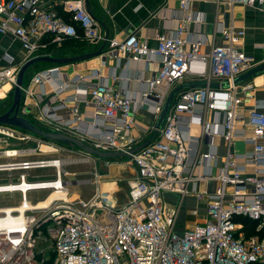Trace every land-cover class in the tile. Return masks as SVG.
<instances>
[{"label":"built area","instance_id":"2783aa9c","mask_svg":"<svg viewBox=\"0 0 264 264\" xmlns=\"http://www.w3.org/2000/svg\"><path fill=\"white\" fill-rule=\"evenodd\" d=\"M57 1L68 20L51 9L46 0H0V35L12 36L24 49L20 65L0 67V86L5 82L14 85L20 67L27 61L54 56L45 52L51 46L60 47L70 39L85 41L93 50L101 46L104 33L88 12L86 0ZM191 1L180 0L185 17L172 36L158 34L155 47L135 33L121 41L108 42L107 54L118 58H161V69L145 81L148 91L138 96L118 93L100 81L99 71H92L73 84L64 83L56 88L59 95L71 87L75 93L35 119L39 127L65 132L100 151L128 152L141 144L132 134L136 111L152 103L149 110L157 119L171 89L187 76L208 80L216 77L231 85L187 89L177 95L157 137L129 158L136 175L128 181V201L121 207L110 204L109 192L99 188V173L95 174V193L88 201L58 203L67 200L72 185L64 179L69 175L66 165L60 168L57 164L64 160H11L22 157L25 150L1 151L0 158L9 160L0 162V174H7L9 179L16 175L18 181L0 184V196L17 195L21 203L0 206V264H264V236H247V227L239 220H252L256 233L264 232V178L260 176L264 169V105L247 112L254 151L237 155L230 150L234 129L242 121L238 112L242 97L232 82L257 63L242 48L245 32L233 27L222 32L221 44L213 45L204 54L205 41L193 38L188 31ZM217 1L264 10V0ZM58 71L59 67L40 71L27 86L24 84L23 115L31 106L27 99L34 96L31 86L49 83ZM80 86L88 89L84 99L80 98L85 92ZM69 102H90L104 121H113L111 131L101 129L97 114L96 123L86 122L79 105L69 107ZM197 106L224 115L222 137L227 156L215 176L206 173L195 177V165L188 164L189 147L182 131V118L192 115ZM57 109L71 118L57 115ZM7 128L0 129V133L13 137L14 129ZM202 128L204 140L209 142L212 124L203 122ZM38 150L42 152L37 145L26 152ZM214 158V152L203 153L196 164L209 168ZM240 160L257 165L256 173L247 174L246 164H239ZM47 169L55 170V179L30 180L32 171ZM205 180L217 182L213 194L197 195L208 197L206 221L179 235V206L165 201L164 195L176 193L184 199L190 194L191 183ZM40 191L60 192L61 196L47 207L36 208L29 204V194ZM40 242L45 247L38 252ZM46 253L51 255L49 259Z\"/></svg>","mask_w":264,"mask_h":264},{"label":"crops","instance_id":"0c3cea01","mask_svg":"<svg viewBox=\"0 0 264 264\" xmlns=\"http://www.w3.org/2000/svg\"><path fill=\"white\" fill-rule=\"evenodd\" d=\"M46 2L51 9L58 11L59 15L63 12L61 7L57 5V0H46ZM88 2L91 13L106 25L110 41H121L128 35L135 33L151 47L156 46L157 42L155 38L158 34L172 36L177 26L181 23L182 18L186 15L180 8V0H88ZM64 15L67 14H62V17L66 19ZM190 15L192 16V21L187 25L188 31L193 38L205 41L206 44L202 47L204 54L209 53L213 45L221 44L223 42L222 32L233 27L236 30H243L245 32L242 47L244 52L253 57L257 64L264 62V10L240 4L231 6L217 0H192ZM103 33L105 34L104 30ZM59 48L61 46L52 50L51 54L56 57L80 55L77 51H66L63 54ZM87 49L88 51L93 50L89 45H87ZM23 56L24 49L18 40L12 36L0 35V67L18 66L22 63ZM51 67H59V71L53 75L49 83L31 86L34 96L27 100L31 103L29 110L30 115L34 119L39 117L42 111L50 110L51 107L60 105L62 99L75 93V90L71 87L66 93L59 95V93H55L56 88L64 83L73 84L78 81L80 76L89 75L92 71H99L100 81L112 87L116 92L124 95L138 96L140 93L148 91L149 87L145 81L161 69L162 60L157 57L135 61L128 57L118 58L106 54V56H99L66 66L52 65L43 70ZM43 70L41 69L39 72ZM34 75L28 80L26 78L25 86L30 83ZM183 83H198L212 87H219L221 85L220 79L216 77L208 80L206 78L201 79L187 76L174 87ZM12 86L8 82L1 84L0 99H4L11 93ZM237 87L242 97V104L238 108L242 121L234 129V138L230 145V150L237 155H243L253 152L255 148L251 141L253 133L247 125V112L257 106L264 105V74L258 75ZM80 88L85 91L80 96V98L84 99L87 96L88 89L83 86H80ZM76 104L74 102L68 103L69 107H73ZM151 104L138 109L135 114L136 121L132 134L138 138L140 143L148 141L154 135L153 131L157 119L149 110ZM77 105H79L80 113L86 122L96 123L94 117L97 114L100 116L97 124L101 129L106 132L111 131L113 121H104L101 112L90 102H79ZM57 111V115L65 119L71 118L64 110L57 109ZM182 119V131L189 147L188 164L195 165L193 175L195 177L203 176L206 173L212 176L217 175L219 168L223 166L227 156V146L222 137L224 115L197 106L194 108L192 115L185 116ZM200 119L205 123L212 124L213 133L209 142L206 139L204 140L203 122H200ZM208 152L215 153L211 166L204 168L197 165L196 161L200 155ZM14 159L17 160V158H12L11 160ZM0 160L7 161L9 158H0ZM238 163L241 165L246 164L241 160ZM256 169L257 165L253 163L246 164L247 174L254 175ZM69 174L68 176H75L71 173ZM0 175H5V179H7V182L3 183L14 182L16 179V175H14L13 179H9L7 174ZM100 175L102 182L99 188L109 192V203L116 207L126 204L129 192L128 181L136 175V169L129 162V158L116 159V170L114 172L111 171L110 174ZM260 176L264 178V169ZM2 179L4 180V178ZM70 182L73 185L89 184L94 187L93 194L95 193V180ZM121 183L126 184L124 193H122L123 188L120 186ZM216 187L217 182L215 180L195 181L190 184V194L184 199L176 193H166L164 198L168 203L179 206L178 217L179 215L186 216L184 218L187 219L185 224L187 225L186 228H188L203 220L207 212L208 197H198L197 195L205 192L213 194ZM14 196L12 195L11 198ZM0 197V201L8 198L5 196ZM186 228H183V231Z\"/></svg>","mask_w":264,"mask_h":264},{"label":"rangeland","instance_id":"374dc122","mask_svg":"<svg viewBox=\"0 0 264 264\" xmlns=\"http://www.w3.org/2000/svg\"><path fill=\"white\" fill-rule=\"evenodd\" d=\"M43 70V69H42ZM39 70L35 68H30L26 78L27 80L34 74H37ZM13 87V86H12ZM12 91L5 97L4 99H0V113L5 112L7 109H9L11 103H12ZM28 118L32 119L36 125L39 126V121L34 119L30 114L27 115ZM41 126V125H40ZM9 126H3L0 125V129H8ZM10 128V127H9ZM13 128V127H12ZM43 128V126H41ZM15 133L14 136H8L6 134L0 133V152L5 150H25V153H23L22 157H18V160H54V159H62V160H68L67 163H65V170L69 174H73L75 176H65L64 179L67 181H81V180H95V174H110L111 171L114 172L116 170V159L112 160H102L98 159L94 156H87L83 154L81 151H79L76 147H73L72 145H65V144H58L54 143L48 140H45L43 138H40L34 134L22 131L17 128H13ZM40 146L41 150L44 149V147L49 148L51 151L49 153L44 151H37L35 153L26 152L28 150L36 149V146ZM54 149L56 151H54ZM5 160H0V162ZM70 175V174H69ZM8 177V175H7ZM4 178V180L2 179ZM30 180H43V179H49L53 180L55 179V170L54 169H47V170H37L32 171L29 176ZM0 183L7 182V179H5V175H0ZM18 181L16 178L14 182ZM122 189V193L126 190V184L121 183L120 184ZM94 192V187L89 184H75L70 186V195L68 196L67 200L64 201H58V203H76L81 204L82 201H88ZM52 192L50 191H40V192H34L29 194V204L33 205L37 202H40L44 200L49 194ZM1 198V197H0ZM20 200L18 196H14L11 198L9 196L6 198V200L0 201V205H20ZM36 215L35 213H31ZM186 216L179 215L178 217V225L176 229V233L181 235L183 232V228H186V221L187 219L184 218ZM207 218V212L203 220L198 221L197 223L205 222ZM190 227V226H189ZM188 227V228H189ZM45 245L40 242L37 248V251L40 252L44 249ZM45 257L48 259L51 257L49 253L45 254Z\"/></svg>","mask_w":264,"mask_h":264},{"label":"water","instance_id":"95a60500","mask_svg":"<svg viewBox=\"0 0 264 264\" xmlns=\"http://www.w3.org/2000/svg\"><path fill=\"white\" fill-rule=\"evenodd\" d=\"M86 8L88 12L90 13V15L92 16L93 20L97 22L102 27V29L105 31L104 39H103L101 46L97 50L88 51L80 55H75V56H70V57L38 56L24 63L20 67L18 74H17L16 82L13 85L12 103L9 109H7L3 113H0V125L17 128V129L34 134L40 138H43L45 140H48L54 143L72 145L73 147H76L79 151H81L83 154L87 156H94L98 159H102V160H112V159H122V158L131 159L133 154L140 151L142 148L146 147L157 137L158 133L163 128L166 115L173 101L177 97V95L184 90L193 89V88H202V87H205V85L198 84V83H183V84H180L174 87V89L168 95L163 105V108L157 118L156 125L153 131L154 132L153 137L149 139L148 141L141 143L140 145H138L137 147H135L134 149L128 152L100 151L86 144L81 139L74 137L72 135H69L65 132L54 131L52 129L46 130L44 128L39 127L27 117V115L30 114L29 109H26L27 115H23L21 113L22 101L24 98V84L26 80V75L29 69L32 68L34 65L39 64V63H45V64L56 65V66H66L69 64L77 63V62L86 61V60H89L95 57L104 56V55L106 56V54L108 53L109 51L108 42L110 40L108 29L106 25H104L100 20H98L91 13L88 0H86ZM261 74H264V62L257 64L255 67H253L249 71L235 78L232 84L235 86H238ZM230 85H231V82L224 81L221 83L219 87L227 88Z\"/></svg>","mask_w":264,"mask_h":264},{"label":"trees","instance_id":"16d2710c","mask_svg":"<svg viewBox=\"0 0 264 264\" xmlns=\"http://www.w3.org/2000/svg\"><path fill=\"white\" fill-rule=\"evenodd\" d=\"M62 14H64L63 12H61V16ZM66 17V19L68 20L69 19V16L68 15H64ZM56 49V46H51L47 51V53H51L52 50ZM60 51L63 52V54H65V52L69 51V52H79V54H83L85 52H88V49H87V43L85 41H80V40H77V39H71V40H67L65 41L61 48H59ZM52 65L50 64H45V63H39V64H36L33 66V68H35L36 70H41V69H45V68H48ZM26 81V80H25ZM30 119V118H29ZM31 121H33L32 119H30ZM34 123V122H33ZM46 130H49L47 128H44ZM239 220L241 222H243V224L247 227V236H252V235H256V234H259L261 237L264 236V232L263 233H256V223L252 220H249V219H240Z\"/></svg>","mask_w":264,"mask_h":264},{"label":"bare ground","instance_id":"6f19581e","mask_svg":"<svg viewBox=\"0 0 264 264\" xmlns=\"http://www.w3.org/2000/svg\"><path fill=\"white\" fill-rule=\"evenodd\" d=\"M0 95H1V93H0ZM42 151L49 153V151H51V150L49 148L44 147V149H42ZM67 162H68V160H64V161H59V163H57V164L60 165V168H61V166H63V164H65ZM60 196H61L60 192H52L51 194H49L45 198V200H42L37 205H32V206H34V207L36 206V208L47 207L48 205L54 203V201H56V198L60 197ZM27 207H29V206L27 205ZM19 209L21 211H24V207H20Z\"/></svg>","mask_w":264,"mask_h":264}]
</instances>
